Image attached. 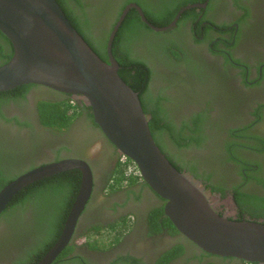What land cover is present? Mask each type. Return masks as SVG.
<instances>
[{
	"label": "flooded vegetation",
	"instance_id": "1",
	"mask_svg": "<svg viewBox=\"0 0 264 264\" xmlns=\"http://www.w3.org/2000/svg\"><path fill=\"white\" fill-rule=\"evenodd\" d=\"M145 1L130 0L125 6L134 3L143 12L141 5ZM155 1L147 0L148 9H155ZM195 3L205 5L185 9L195 8L194 15L180 21L184 10L175 24L163 31L152 30L140 18L151 31L169 39V48L176 49L174 41L180 43L184 38L183 45L187 47H184L183 59L175 60L167 51V55L158 54L148 38L136 43L130 51L151 69L147 91L154 98L167 97L161 98V104L173 124L179 126L184 119L202 112L204 144L177 148L168 136L160 133L164 149L181 165V172L203 189L216 212L230 219L250 220V216L241 212L232 189L234 183L241 181L238 165L214 159L212 144L220 149L223 139H264V0ZM87 31L93 44L103 53V41L97 29L93 26ZM0 45L3 53L10 51L5 40L0 39ZM180 48L178 45L176 51L182 56ZM118 51V55H123L126 49L118 46ZM105 54L108 61L106 45ZM66 96L67 93L32 84L23 96L0 101V134L4 136L0 151L5 155L0 169L4 175L18 176L62 158L82 159L92 173L91 193L72 236L50 264H159L164 261L163 254L176 243L183 246V251L164 264H248L235 257L207 253L180 233L166 229L150 233L147 216L153 209L163 208L165 201L143 181L118 188L110 186L111 170L125 158L94 120H90L88 111H81L59 132L40 122L38 102ZM147 116L149 120L150 115ZM239 130L243 131L242 135H238ZM252 154L256 158L263 157ZM207 175L210 176L205 179ZM216 185L222 187L212 189ZM239 186L243 193L258 188L252 182H241ZM26 214L11 219L10 225L0 220V264L20 262L35 241L36 228L29 213ZM95 225L103 227L100 233L90 230Z\"/></svg>",
	"mask_w": 264,
	"mask_h": 264
},
{
	"label": "water",
	"instance_id": "2",
	"mask_svg": "<svg viewBox=\"0 0 264 264\" xmlns=\"http://www.w3.org/2000/svg\"><path fill=\"white\" fill-rule=\"evenodd\" d=\"M189 4L165 26L147 21L141 8L128 4L111 29L102 60L76 31L56 0H0V31L13 47L12 56L0 65V91L22 84H39L89 106L94 122L121 155L131 159L142 180L164 202V214L180 234L201 250L264 264V222L235 220L216 212L201 187L177 170L155 143L137 92L118 74L112 54L116 31L128 11L135 9L154 31H163L178 20ZM78 169L81 179L57 241L36 264H50L69 242L76 221L92 189L86 161L62 158L18 175L0 189V213L24 186L62 171Z\"/></svg>",
	"mask_w": 264,
	"mask_h": 264
},
{
	"label": "trees",
	"instance_id": "3",
	"mask_svg": "<svg viewBox=\"0 0 264 264\" xmlns=\"http://www.w3.org/2000/svg\"><path fill=\"white\" fill-rule=\"evenodd\" d=\"M130 0H56L57 4L64 12L66 18L76 29V31L87 42L90 48L104 61H107L105 54V45L108 35L113 28L118 16ZM203 0H156L155 9H148L147 0L142 4L143 12L146 18L155 26L167 25L184 5ZM153 2V1H152ZM89 9V10H88ZM88 10V11H87ZM195 8L185 10L181 14V20L194 15ZM97 29L98 37L102 40L103 53L96 47L90 39L88 29L91 27ZM178 26V25H177ZM150 39L153 45V51L170 56L176 60L183 59L185 54L183 45L185 39L181 38L180 43H173L177 49L178 45L183 49V55L180 56L176 49L169 48L166 39L162 33L151 31L144 23L135 9H130L123 22L119 26L112 42V53H114L119 64L118 74L122 80L137 92L143 112L150 115L148 120L151 135L160 150L165 154L171 164L179 171L181 165L172 160V157L164 149L160 133H164L171 142L177 147H187L189 145L201 146L205 143L204 127L202 125V112L194 113L191 118L184 119L179 126L173 124L166 115L162 107L161 98H154L149 95L147 87L151 77V69L147 66L141 57L133 56L130 48L144 39ZM0 39L5 40L10 45V51L3 53L0 45V65L10 59L13 53V47L8 38L0 31ZM166 41V42H165ZM118 46H124L126 52L118 55ZM185 47V48H184ZM152 49V46H150ZM174 63H178L174 61ZM32 84L16 86L10 90L0 91V101L6 98H15L23 96L25 90ZM40 122L54 130L63 131L70 123L81 113L88 111V117L93 122L90 107L82 102L73 100L69 95L60 100H40L37 105ZM95 124V123H94ZM96 125V124H95ZM237 131L242 135L243 131ZM231 136V135H230ZM233 136V134H232ZM4 136L0 134L1 139ZM252 140L253 143L250 141ZM223 139L221 148L215 147L213 142L212 156L214 159L233 161L238 165L237 173L241 181L234 183L232 189L235 191V200L240 207L241 212L250 216V220L264 221V139ZM223 148V149H222ZM251 151V153H250ZM253 152L263 155L262 158L253 157ZM216 155V156H215ZM217 157V158H216ZM4 151H0V168L3 166L1 160H5ZM17 175L6 176L0 169V189L13 180ZM207 175L205 179H208ZM112 179L111 187L118 188L122 185H130L138 181H143L137 166L129 159L124 162H117L111 170L108 179ZM81 179V173L78 169H71L52 174L48 177L36 180L21 188L0 213V220L8 225L14 217L21 218L29 213L36 231V239L26 251V257L16 264H36L50 247L57 241L70 207L76 197ZM144 182V181H143ZM244 182L251 183L258 188L249 189L245 193L241 192L239 186ZM209 185V184H208ZM222 187L221 185H218ZM217 185L212 189H219ZM260 188V189H259ZM239 220V219H238ZM23 222V221H19ZM17 223V222H16ZM24 223V222H23ZM147 224L150 233L159 232L166 229L170 233H179L164 214L163 208H155L147 216ZM17 225V224H16ZM26 226V224L24 225ZM101 225H95L90 228L100 233ZM24 231V229H23ZM119 233V232H118ZM69 247H67L68 249ZM183 251L181 244L174 246L163 254L164 264L170 258L178 257ZM210 255V254H209ZM242 262L246 263L242 260ZM248 264H257L255 262Z\"/></svg>",
	"mask_w": 264,
	"mask_h": 264
},
{
	"label": "built area",
	"instance_id": "4",
	"mask_svg": "<svg viewBox=\"0 0 264 264\" xmlns=\"http://www.w3.org/2000/svg\"><path fill=\"white\" fill-rule=\"evenodd\" d=\"M124 158H126L124 155H122Z\"/></svg>",
	"mask_w": 264,
	"mask_h": 264
}]
</instances>
